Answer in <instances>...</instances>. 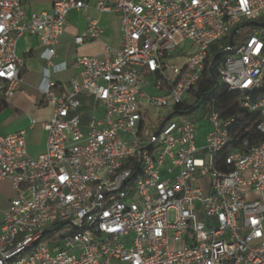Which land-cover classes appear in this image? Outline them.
<instances>
[{"label": "built area", "instance_id": "obj_1", "mask_svg": "<svg viewBox=\"0 0 264 264\" xmlns=\"http://www.w3.org/2000/svg\"><path fill=\"white\" fill-rule=\"evenodd\" d=\"M86 8L55 0L28 13L20 0H0V101L22 84L16 43L31 35L52 110L38 157L25 131L0 136V183L15 192L2 212L0 264H264V97L252 98L264 81V0H96L99 14L116 16L118 49L53 65L68 14ZM234 29L246 34L230 54ZM103 33L88 19L74 41ZM217 42L223 98L262 117L263 140L251 148L232 147L234 120L215 98L179 113L196 104ZM67 66L80 69L68 87L49 81L50 67ZM82 97L92 103L85 130ZM198 125L206 132L196 145ZM63 226L71 232L51 238Z\"/></svg>", "mask_w": 264, "mask_h": 264}, {"label": "crops", "instance_id": "obj_2", "mask_svg": "<svg viewBox=\"0 0 264 264\" xmlns=\"http://www.w3.org/2000/svg\"><path fill=\"white\" fill-rule=\"evenodd\" d=\"M22 7L28 13L49 12L55 0H20ZM87 8L81 12L72 11L68 14L67 25L59 43L54 48L53 65L70 63L77 57H100L104 45L118 49L120 39L117 32V19L112 13L99 14L95 10L96 0H79ZM88 19H96L103 28L100 40L75 44V38L83 36ZM43 47L36 36L24 35L16 43V55L22 61V84L19 90L6 101L5 108L0 112V136L26 132L25 143L27 153L36 158L43 153L47 134L42 124L48 122L52 115L51 107L45 102L38 90L43 80L45 63L40 59ZM48 79L59 88L68 87L69 83L78 77L79 68L67 66L63 71H54L50 67ZM82 103L91 105L88 98H80ZM88 109V106L86 105ZM34 123L33 125H31ZM15 197L10 183H0V223L2 212Z\"/></svg>", "mask_w": 264, "mask_h": 264}, {"label": "trees", "instance_id": "obj_3", "mask_svg": "<svg viewBox=\"0 0 264 264\" xmlns=\"http://www.w3.org/2000/svg\"><path fill=\"white\" fill-rule=\"evenodd\" d=\"M245 34L246 30H241L235 34L230 54L235 52ZM210 53L211 57L206 63L201 81L199 82L195 92L197 99L196 104L186 108L184 111H179L181 107H177L176 110L183 115H188L189 113H194L196 111L195 106L202 99V97L205 98L199 110L203 109L208 100L215 98L217 99V109H219L221 117L225 120H234L230 131L232 136V147L239 148L244 142H247L249 148L258 145L263 140L262 134L256 130L257 124L262 121L261 115L259 113H250L239 107L236 103L232 104L231 102H228L227 98H223L226 89L224 85H221L218 81L215 69L224 60L226 53L215 47L211 48ZM260 97H264V81L261 89L252 96L253 99ZM5 106V102L0 101V112L5 108ZM225 154L226 151H223L220 155L223 157ZM53 232L54 231L50 232V236ZM60 237H62V235H60L59 238Z\"/></svg>", "mask_w": 264, "mask_h": 264}, {"label": "rangeland", "instance_id": "obj_4", "mask_svg": "<svg viewBox=\"0 0 264 264\" xmlns=\"http://www.w3.org/2000/svg\"><path fill=\"white\" fill-rule=\"evenodd\" d=\"M212 47H215V48H217L219 50L220 43L217 42ZM78 112H79V116H80V119H81V124H82L81 127H82L83 130H85L86 126L88 125L89 120H90L89 110L85 106H83V108L80 111H78ZM189 118H192V116H190ZM197 127H198V132H197V138H196V145H198L199 140H201L203 138V136H204V134L206 132L205 129L199 128V125ZM200 219L204 220V215L202 213L200 214ZM0 220H1V218H0ZM70 232H71L70 229H68L67 227L63 226V227H60V228L56 229L52 233L51 238H57L60 235L65 236V235L69 234ZM44 241H45V239L43 240V242Z\"/></svg>", "mask_w": 264, "mask_h": 264}, {"label": "water", "instance_id": "obj_5", "mask_svg": "<svg viewBox=\"0 0 264 264\" xmlns=\"http://www.w3.org/2000/svg\"><path fill=\"white\" fill-rule=\"evenodd\" d=\"M237 32H238V29H234V30L231 32L230 36H229V41H228V48H229V49H231V47H232L233 38H234V36H235V34H236ZM204 98H205V97H202V99L197 103V105L195 106V109H198V108L203 104V102H204ZM161 127H162V124L160 125V128H159V129H161ZM157 134H158V133H156L155 136H157ZM39 240H40V239H38L34 244H36Z\"/></svg>", "mask_w": 264, "mask_h": 264}]
</instances>
